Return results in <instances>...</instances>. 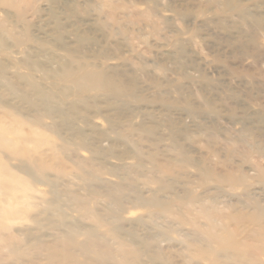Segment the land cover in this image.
Returning <instances> with one entry per match:
<instances>
[{
  "label": "rangeland",
  "instance_id": "rangeland-1",
  "mask_svg": "<svg viewBox=\"0 0 264 264\" xmlns=\"http://www.w3.org/2000/svg\"><path fill=\"white\" fill-rule=\"evenodd\" d=\"M0 264H264V0H0Z\"/></svg>",
  "mask_w": 264,
  "mask_h": 264
},
{
  "label": "bare ground",
  "instance_id": "bare-ground-1",
  "mask_svg": "<svg viewBox=\"0 0 264 264\" xmlns=\"http://www.w3.org/2000/svg\"><path fill=\"white\" fill-rule=\"evenodd\" d=\"M87 80H89V78H87ZM12 179H13V178H12ZM13 181L15 182V180H13ZM13 181H12V182H13Z\"/></svg>",
  "mask_w": 264,
  "mask_h": 264
}]
</instances>
